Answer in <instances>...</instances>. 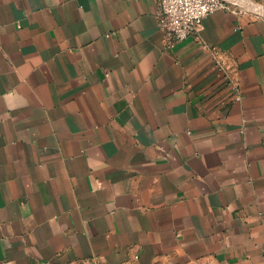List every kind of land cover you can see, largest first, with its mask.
<instances>
[{"label": "crops", "instance_id": "0c3cea01", "mask_svg": "<svg viewBox=\"0 0 264 264\" xmlns=\"http://www.w3.org/2000/svg\"><path fill=\"white\" fill-rule=\"evenodd\" d=\"M230 1L168 45L158 0H0V264H264V0Z\"/></svg>", "mask_w": 264, "mask_h": 264}, {"label": "built area", "instance_id": "2783aa9c", "mask_svg": "<svg viewBox=\"0 0 264 264\" xmlns=\"http://www.w3.org/2000/svg\"><path fill=\"white\" fill-rule=\"evenodd\" d=\"M158 26L166 43L172 45L195 36L203 20L219 10L237 12L241 4L230 0H158ZM219 70L228 81L232 98H241V89L226 62H219Z\"/></svg>", "mask_w": 264, "mask_h": 264}, {"label": "bare ground", "instance_id": "6f19581e", "mask_svg": "<svg viewBox=\"0 0 264 264\" xmlns=\"http://www.w3.org/2000/svg\"><path fill=\"white\" fill-rule=\"evenodd\" d=\"M260 11V10H259ZM263 12H264V10H263Z\"/></svg>", "mask_w": 264, "mask_h": 264}]
</instances>
